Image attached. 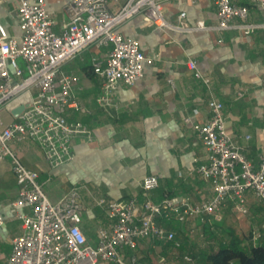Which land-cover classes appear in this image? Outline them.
I'll return each instance as SVG.
<instances>
[{
	"label": "crops",
	"instance_id": "0c3cea01",
	"mask_svg": "<svg viewBox=\"0 0 264 264\" xmlns=\"http://www.w3.org/2000/svg\"><path fill=\"white\" fill-rule=\"evenodd\" d=\"M250 7V19H259L252 0H234ZM53 29L62 33L68 21L70 0H45ZM16 0H0V24L20 38L16 18ZM166 16L175 21L181 11L185 22H216L211 0H163ZM111 10L118 4L109 2ZM125 38H135L145 57L143 76L129 85L120 81L108 105L99 104L101 78L92 71L94 57H104L108 46L90 44L63 64L62 70L78 80L73 93L79 108L63 113L90 128V137H76L69 161L48 165L41 148L31 140L10 141L20 160L36 171L46 195L56 201L72 186L80 185L84 209L80 226L90 244H96L98 227L109 228L113 219L100 198L139 201L148 194L154 201L171 197L174 202L196 203L213 194L208 181L196 172L207 160V151L194 123H203L210 115L208 99L223 103L226 131L243 146L258 167L264 157V29L250 34L233 30L183 32L152 25L138 13L118 27ZM195 60L201 77L188 68ZM169 79L171 81H169ZM203 79H207L205 82ZM31 91H24L0 106V127L17 118L13 110L29 104ZM189 117V121H184ZM156 175L159 184L145 192L141 181ZM18 185L10 159L0 158V208L4 223L0 229V264H7L12 239L22 232L18 212L29 213L30 206L14 207ZM247 213L226 202L220 211L179 221L159 218V224L174 232L173 239L143 237L135 248H124L127 261L137 264H211L208 256L220 241L237 237L241 244L264 243V202L248 191ZM256 234V235H255ZM97 264H111L100 260Z\"/></svg>",
	"mask_w": 264,
	"mask_h": 264
},
{
	"label": "built area",
	"instance_id": "2783aa9c",
	"mask_svg": "<svg viewBox=\"0 0 264 264\" xmlns=\"http://www.w3.org/2000/svg\"><path fill=\"white\" fill-rule=\"evenodd\" d=\"M112 1L118 4L115 10L110 9V0H70L62 33L53 29L54 20L45 0H16L20 38L11 36L0 24V106L11 97L34 89L29 104L17 118L0 127V158L10 159L18 185L17 197L11 204L30 206L29 213L16 214L22 232L12 239L7 264H97L100 260L137 264L125 259L124 248H135L143 237L174 238V232L159 224V218L195 219L220 211L226 202L247 213L248 191L264 202V157L255 167L244 147L226 131L223 103L216 98L208 99V119L193 124L207 151L206 162L200 163L196 172L210 183L213 194L209 198L180 204L167 196L154 201L148 194L141 201L135 196L119 200L100 198L99 203L106 207L113 222L109 228H97V242L93 245L80 226L84 209L81 186H72L56 201L46 195L39 174L25 166L10 141L35 142L48 165L55 166L72 159L76 137H90V128L84 122L69 119L63 113L67 108H79L73 93L78 76L62 70L69 59L92 43L109 47L104 57L91 61L92 71L101 78L97 101L108 105L118 83L133 84L143 76L144 64L152 61L145 57L137 39L125 38L118 30L120 24L138 13H143L155 27L183 32L233 30L250 34L264 29V0H252L259 19H250V7L246 4L211 0L216 9L214 24L204 20L188 24L185 11L170 21L163 0ZM187 66L201 77L195 60L189 59ZM141 184L145 192L150 191L158 186V177L146 175ZM3 223L0 208V229ZM261 229L264 231V222Z\"/></svg>",
	"mask_w": 264,
	"mask_h": 264
},
{
	"label": "trees",
	"instance_id": "16d2710c",
	"mask_svg": "<svg viewBox=\"0 0 264 264\" xmlns=\"http://www.w3.org/2000/svg\"><path fill=\"white\" fill-rule=\"evenodd\" d=\"M208 258L211 264H264V243L241 244L237 237L220 241Z\"/></svg>",
	"mask_w": 264,
	"mask_h": 264
},
{
	"label": "water",
	"instance_id": "95a60500",
	"mask_svg": "<svg viewBox=\"0 0 264 264\" xmlns=\"http://www.w3.org/2000/svg\"><path fill=\"white\" fill-rule=\"evenodd\" d=\"M24 108H25V105H23V104L17 106V107L13 110L14 115L18 116Z\"/></svg>",
	"mask_w": 264,
	"mask_h": 264
}]
</instances>
